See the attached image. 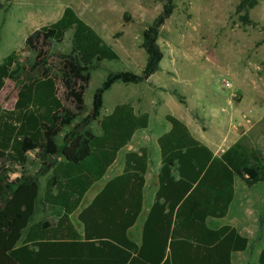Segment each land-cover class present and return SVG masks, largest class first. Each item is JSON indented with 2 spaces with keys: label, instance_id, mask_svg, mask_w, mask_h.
I'll use <instances>...</instances> for the list:
<instances>
[{
  "label": "trees",
  "instance_id": "16d2710c",
  "mask_svg": "<svg viewBox=\"0 0 264 264\" xmlns=\"http://www.w3.org/2000/svg\"><path fill=\"white\" fill-rule=\"evenodd\" d=\"M257 2L239 0L235 11L243 25L251 23L248 13ZM174 9V0H164L161 12L143 29L140 47L146 61L141 71L107 73L87 114L90 71L119 56L71 8L25 38L24 50L32 60L13 51L0 63V91L6 79L17 87L13 108H0V264H232L233 253L251 248L234 227L212 228L208 220L227 215L235 179L247 188L264 183V156L240 138L216 157L171 114L164 116L169 131L157 139L158 188L140 243L129 238L128 230L143 205L144 148L127 153L123 172L78 213L81 234L70 220L117 153L136 131L148 127L149 115L136 114L129 103L102 115L103 98L117 82L140 84L160 70L159 29ZM68 31L70 51L55 58L51 50ZM94 121L100 135L90 129ZM32 151L40 164L37 176L22 171L11 178L13 167L23 165ZM39 176L46 177L42 197ZM40 212L55 219L37 220ZM259 232L260 241L264 216ZM258 264H264V248Z\"/></svg>",
  "mask_w": 264,
  "mask_h": 264
},
{
  "label": "rangeland",
  "instance_id": "374dc122",
  "mask_svg": "<svg viewBox=\"0 0 264 264\" xmlns=\"http://www.w3.org/2000/svg\"><path fill=\"white\" fill-rule=\"evenodd\" d=\"M174 2L172 15L159 29L157 42L164 54L160 70L140 84L112 85L104 94L102 115L115 103H129L138 112L148 111L151 129L163 124V115L171 114L195 128L206 143L218 144V150L241 138L264 156V0H258L249 10L251 23L247 25L241 23V14L235 11L239 0ZM163 3L164 0H0V63L13 51L32 60L33 55L24 50L25 38L56 21L65 8H71L119 56V60L102 61L90 71L84 94L87 114L93 93L107 73L141 71L146 61L140 47L141 33L161 12ZM70 48L68 31L51 53L57 58ZM224 81L230 83V89L223 87ZM16 95V85L6 79L0 91V108L11 110ZM177 96L182 98L181 103ZM90 129L100 132L99 122H92ZM149 133L150 130L138 132L137 140H149ZM39 166L35 151L28 152L25 163L14 166L10 176L15 178L22 171L37 176ZM45 178L39 176V184ZM263 188L264 183L253 190L263 194ZM252 242L251 249L234 256L235 264H255L259 241Z\"/></svg>",
  "mask_w": 264,
  "mask_h": 264
},
{
  "label": "crops",
  "instance_id": "0c3cea01",
  "mask_svg": "<svg viewBox=\"0 0 264 264\" xmlns=\"http://www.w3.org/2000/svg\"><path fill=\"white\" fill-rule=\"evenodd\" d=\"M150 79L151 78H149L147 81H149ZM116 104H119V103H115L114 105H111L110 109H108L104 114L110 113ZM134 111L136 114L147 113L149 115L148 127L146 129L138 130L134 133L131 141L117 153L116 160L107 169L102 179L96 182L94 185H92V187L85 193V195L82 198L79 209L76 212H74L72 215H70V220L72 224L74 225L77 232L80 234L82 233L83 228H82L81 223L77 219L78 213L83 208H85L91 203L94 196L102 189V187L108 180L112 179L113 177L117 175H120L123 172L124 157L127 153L129 152L138 153L141 149L144 148L147 150L148 159H147V170L144 175L145 183L143 187V205H142L141 213L136 223L134 224L133 227H131L128 230L129 238L137 244L140 243L142 227L150 211V208L154 202L155 194L158 188L157 176H158L159 169L161 167V157H160L159 146L157 144V139L163 133H166L169 131L170 125L164 120V115H163V119H162V122L164 120L163 124L159 123L158 127L151 129V115L148 113V111L143 110L141 112H138L135 109ZM184 124L188 127L192 136L198 141H200L202 144L207 146L212 151L214 156L219 157L228 148L227 147L225 149L218 150V146H219L218 144L215 146H211L210 144L206 143L202 139L201 135L198 133V131L195 128H192L188 123H184ZM144 130H150V133L148 135L149 140H141V139L137 140V136H136L137 133L140 131H144ZM95 134L100 135L101 132H98ZM236 141H234V143ZM44 185H45V180L42 185L40 184V196L41 197L43 195ZM256 186L252 188H247L241 180H239V182H236V179H235L234 180V198H233L232 203L229 206L227 215L224 218L219 219V220L210 219L212 222L211 224L208 223V225L212 228H217L223 225H229L231 227H234L241 236L248 238L251 248H252L253 240L257 239L259 241L258 239L259 234H260L259 218L261 217L264 211L263 209L264 192L263 194H261L260 190H256V191L253 190L255 189ZM263 191H264V188H263ZM36 219L37 220L48 219L50 221H53L55 217H52L48 213L44 214L40 212L37 215ZM251 248L249 247L247 250ZM263 248H264V232H263V236L261 240L255 247L256 249V253L254 254V256L256 257L255 264H258V257H259L260 251ZM246 251L233 253L231 256L232 264H235L234 263L235 255L240 256Z\"/></svg>",
  "mask_w": 264,
  "mask_h": 264
},
{
  "label": "built area",
  "instance_id": "2783aa9c",
  "mask_svg": "<svg viewBox=\"0 0 264 264\" xmlns=\"http://www.w3.org/2000/svg\"><path fill=\"white\" fill-rule=\"evenodd\" d=\"M223 87L226 88V89H230V88H231V85H230L229 82L224 81V82H223Z\"/></svg>",
  "mask_w": 264,
  "mask_h": 264
}]
</instances>
